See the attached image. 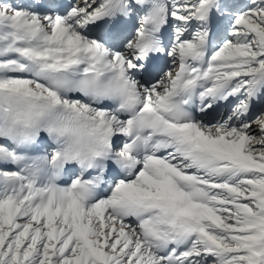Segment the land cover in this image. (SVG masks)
Listing matches in <instances>:
<instances>
[{"label":"snow or ice","instance_id":"1","mask_svg":"<svg viewBox=\"0 0 264 264\" xmlns=\"http://www.w3.org/2000/svg\"><path fill=\"white\" fill-rule=\"evenodd\" d=\"M0 264H264V0H0Z\"/></svg>","mask_w":264,"mask_h":264}]
</instances>
